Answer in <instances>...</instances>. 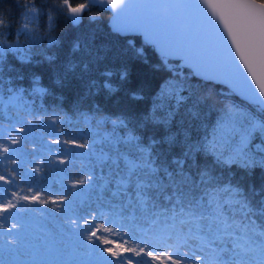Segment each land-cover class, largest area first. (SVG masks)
<instances>
[{
    "label": "snow or ice",
    "instance_id": "obj_1",
    "mask_svg": "<svg viewBox=\"0 0 264 264\" xmlns=\"http://www.w3.org/2000/svg\"><path fill=\"white\" fill-rule=\"evenodd\" d=\"M14 3L22 9L21 24L15 30L10 23L11 14L0 8V139L8 137L6 143L0 142V152L5 154L0 157L2 160L11 159L9 146L20 142L21 138L13 135L17 125L23 132L25 127L45 120L63 125L68 119L53 114L49 120L47 113L34 111L25 99L26 92L42 95L46 91L38 87V77H33L29 91L15 83L23 79L22 75H10L17 70L9 57L19 63L28 62L31 49L24 45L39 43L37 25L45 16L46 28L51 32L57 17L79 25L85 15L91 20L98 19L91 14L93 7L110 8L115 33L143 35L165 64L175 58L182 62L180 67L190 69L194 76L226 84L255 106V112L236 104L227 106L216 129L223 136V150L215 139L193 142L188 129L183 133V142L177 134H166L159 141L152 139L145 144L140 136L127 130L124 119H95L81 113L87 131L81 129L75 137L69 134L68 139L52 138L51 142L82 149L75 155L93 158L92 167L70 185L78 191L61 193L51 201L57 207L40 213L51 219L49 227L62 241L67 240L69 246L61 242L57 248L41 250L45 255L59 253L60 259L19 264H264V186L257 189L249 185L245 191L243 186L216 175L218 166H236L246 175L256 168L264 170V0H14ZM54 42L48 40L49 44ZM85 50L92 58L81 64L69 62L63 69L65 78L89 73L92 70L89 64L101 59L92 55L87 44ZM129 51L142 55L140 50ZM101 75L106 78L117 75L126 80L128 73L126 68L109 69ZM180 75L177 72V80L166 81L161 89V97L175 101L170 108L178 109L186 99L181 94L184 85L177 82ZM103 87L115 91L111 82L106 81ZM204 99L207 103L211 97ZM190 114L198 118L197 113ZM174 115L170 110L159 117L154 115L151 122L167 127ZM106 124L111 125V130L105 128ZM156 144L168 147L157 150L153 147ZM178 146L179 153H173ZM202 156L211 162L202 165L199 162ZM12 163L15 165L14 159ZM14 170L0 174V183L11 185L16 180ZM33 171L39 173L40 169ZM3 191L6 193L8 189ZM85 193L87 203L82 198ZM28 199L17 196L15 202L7 198V203L0 199V264H6L2 258L5 250L12 253L22 247L19 222L11 221L19 210V201ZM30 202L43 206L49 201L41 200L37 194Z\"/></svg>",
    "mask_w": 264,
    "mask_h": 264
},
{
    "label": "trees",
    "instance_id": "obj_2",
    "mask_svg": "<svg viewBox=\"0 0 264 264\" xmlns=\"http://www.w3.org/2000/svg\"><path fill=\"white\" fill-rule=\"evenodd\" d=\"M0 8L11 14L10 23L13 30L17 29L20 26L22 9L16 7L14 0H0ZM91 14L98 19L91 20L85 15L79 25L71 24L64 17H57L51 32L46 28V16L41 17L37 25L40 28L38 35L41 39L37 45L27 47L31 49L28 62L19 63L9 57V62L17 70L10 75L20 74L23 77L22 80L15 81L18 86L31 91L35 76L39 78L38 87L46 90L42 95L25 93V99L32 104L33 110L47 113L49 120L53 114L68 117L63 125L59 122L53 125L45 120L25 127L23 132L19 131L20 125H17L13 135L19 136L20 142L9 146L8 155L11 159L7 161L0 159V174L7 175L6 170L14 168L13 174L16 176V180L11 185L5 184L0 188V199H4L7 203V198H11L13 202L16 201L17 196L29 198L19 201V210L11 221H18V227L22 228L20 229L21 244L32 238H39L45 250L50 244L52 245L50 249H53L59 247L61 242L64 246H69V243L67 240L62 241L59 235L53 233L52 228L49 227L52 223L51 219L40 213H46L57 207L51 201L58 199L61 193L78 191L72 189L70 185L77 178H82L80 176L82 172L92 167L93 158L75 155L81 153L82 149L51 142L52 138L68 139L69 134L75 137L81 129L87 131L82 123L81 113L95 119L103 117L124 119L128 125L127 130L140 136L147 144L152 139L159 141L166 134H177L183 142L185 129H188V136L193 142H211L217 135L216 129L224 118L227 106L236 104L249 112H255V106L240 102L220 86L193 78L186 69L179 67L177 62L168 60L165 64L162 58L157 57L139 38L120 37L111 33L106 25L109 17L107 12L93 7ZM49 39L55 42L49 44ZM128 41H131V44ZM77 44H79L78 48ZM86 44L92 50V55L101 59L89 64L92 69L89 73L65 78L63 69L69 62L81 64L92 58L85 50ZM130 48L140 50L142 55L133 54L129 51ZM48 57L53 59L49 60ZM125 68L128 73L126 80H120L117 75L107 78L101 75L109 69ZM177 72L181 74L177 82L184 85L181 94L186 97L178 109L170 108V104L174 106L175 101L160 96L166 81L177 80ZM92 81H95V84ZM106 81L111 82L115 91L103 87ZM206 96L211 97L207 103L204 99ZM157 105L161 107L157 108ZM170 110L174 111L175 115L169 126L151 122V117L154 115L159 117ZM190 113H197L198 118H193ZM192 125L195 127L193 128ZM61 127L64 132L62 136ZM105 128L111 130V125L106 124ZM7 139V136H3L0 142L6 143ZM153 147L164 150L168 146L156 144ZM172 151L179 153V146ZM4 155L0 152V157ZM12 159L15 160V165ZM61 160L65 163H60ZM199 162L203 165L211 161L206 156H202ZM34 168H39L40 172H34ZM216 175L221 176L225 181L231 180L234 184L243 186L245 191L249 185H254L257 189L264 186V170L259 168H256L251 175H246L236 166H218ZM4 189L8 191L5 193ZM37 194L41 200L47 199L49 202L43 206L30 202L32 196ZM82 198L85 203L89 202L87 193L83 194ZM256 199L258 200L259 197ZM29 209H40V212H31L28 211ZM30 222L36 229L40 225L49 227L51 237L48 236L46 242H43L35 233L29 234ZM33 253L36 251L31 246L27 250L19 248L12 253L5 250L2 258L6 264H18L15 262L17 258L31 261ZM51 256L47 255V257ZM55 256L61 255L57 253Z\"/></svg>",
    "mask_w": 264,
    "mask_h": 264
},
{
    "label": "rangeland",
    "instance_id": "obj_3",
    "mask_svg": "<svg viewBox=\"0 0 264 264\" xmlns=\"http://www.w3.org/2000/svg\"><path fill=\"white\" fill-rule=\"evenodd\" d=\"M20 24H21V21H20ZM21 41L23 42V37L21 36L20 37ZM29 45L28 44H25L24 47L27 49ZM215 141L217 142V144L219 146H221V149L223 150V146H224V139H223V136L221 133L217 132V135L215 136ZM258 142V141H257ZM30 228H29V234H36L38 237H40L41 240H46L48 239V236L51 237V233H50V230H49V227H46L45 229V226H40V227H37L38 230L40 232V234H38L36 228L34 227V225L30 222ZM26 227H24L25 229ZM42 228V229H41ZM22 229V228H20ZM39 239V238H38ZM38 239H30V240H26L22 243V247L21 249H24V250H27L29 249V247L32 245H34L35 247H37V250H36V253H33L32 255V258L30 260H41L43 258H48L47 260H53V259H60L61 256H51V257H47V255L45 254H42L41 250L43 249V246L42 244L39 242ZM50 246H52L51 244L48 246V249L47 250H50ZM66 246V245H65ZM67 247V246H66ZM65 259H69L70 257H63Z\"/></svg>",
    "mask_w": 264,
    "mask_h": 264
},
{
    "label": "water",
    "instance_id": "obj_4",
    "mask_svg": "<svg viewBox=\"0 0 264 264\" xmlns=\"http://www.w3.org/2000/svg\"><path fill=\"white\" fill-rule=\"evenodd\" d=\"M97 8H98V7H97ZM100 10L107 12L108 15H109V17H108V21H107V24H106V25H107V27H108V29H109V31H110L111 33H113V34H115V35H117V36H120V37H137V38L140 39V41H141L144 45L150 47V48L153 50V52L156 54L157 57L161 58L159 52H158V51H157V50H156L151 44H149V43L146 42L145 37H144L143 35H141V34H139V33H129V34H127V35H120V34L115 33V32L112 30V28H113V22H112V20L110 19V17L112 16V12H111L110 8H108V9H100ZM169 61L177 62V65H178L179 67H180V64L182 63L181 61H178V60L175 59V58L169 59ZM181 68L186 69V70L190 73V75H191L193 78H195V79H197V80H199V81L205 82V83H211V84H213V85L220 86V87H222L223 89H225L226 91H228V92H229L234 98H236V99L239 100L240 102L245 103V104H247V105H250L247 101L243 100L239 95H237L236 93H233V92L231 91V89L229 88L228 85H226V84H222V83H218V82H213V81H205V80L201 79V78L198 77V76H194V75L192 74V72H191L190 69H188V68H186V67H181ZM251 106H253V105H251ZM2 185H3V184L0 183V187H1Z\"/></svg>",
    "mask_w": 264,
    "mask_h": 264
}]
</instances>
